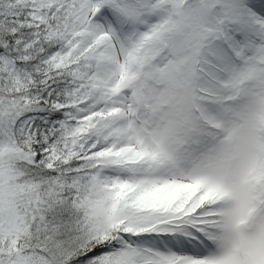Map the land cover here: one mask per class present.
Listing matches in <instances>:
<instances>
[{
    "label": "snow or ice",
    "instance_id": "6c2138e0",
    "mask_svg": "<svg viewBox=\"0 0 264 264\" xmlns=\"http://www.w3.org/2000/svg\"><path fill=\"white\" fill-rule=\"evenodd\" d=\"M0 264H264V0H0Z\"/></svg>",
    "mask_w": 264,
    "mask_h": 264
}]
</instances>
